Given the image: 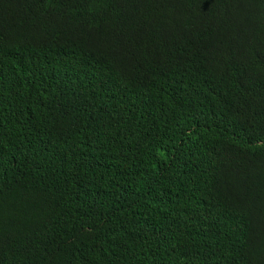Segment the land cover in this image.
Here are the masks:
<instances>
[{"label": "trees", "instance_id": "trees-1", "mask_svg": "<svg viewBox=\"0 0 264 264\" xmlns=\"http://www.w3.org/2000/svg\"><path fill=\"white\" fill-rule=\"evenodd\" d=\"M0 264H264V0H0Z\"/></svg>", "mask_w": 264, "mask_h": 264}]
</instances>
